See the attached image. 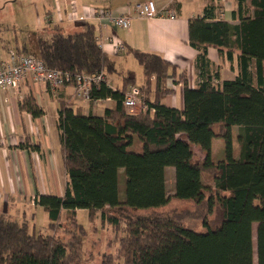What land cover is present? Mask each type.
<instances>
[{
	"label": "trees",
	"instance_id": "trees-1",
	"mask_svg": "<svg viewBox=\"0 0 264 264\" xmlns=\"http://www.w3.org/2000/svg\"><path fill=\"white\" fill-rule=\"evenodd\" d=\"M237 1V24L217 18L214 7L189 22V44L200 52L202 82L191 89L185 73L179 75L183 110L162 104L174 94L167 80L177 76V68L136 50L130 52L143 68L146 110L129 113L127 92L114 91L105 81L91 92L92 102L116 103L103 116H86L61 104L59 129L69 183L62 197L35 199L48 215L53 235H37L27 218L2 214L0 264H81L86 229L77 220L79 211H86L89 221L101 213L102 221L115 228L122 225L117 215L123 217L126 230L118 254L127 264H264V0ZM210 47L229 61L241 53L235 79L221 83L219 74L211 73ZM36 58L74 78L115 72L95 26L88 23L72 33L53 28L38 39ZM24 108L34 118L43 115L32 100ZM235 129L239 156L234 153ZM215 139L224 142L225 159L218 163L212 159ZM195 148L203 160H196ZM169 168L175 171L172 195ZM174 200L195 206L201 230L186 224L182 213L142 214ZM63 220L77 231L68 242L55 236Z\"/></svg>",
	"mask_w": 264,
	"mask_h": 264
},
{
	"label": "crops",
	"instance_id": "crops-1",
	"mask_svg": "<svg viewBox=\"0 0 264 264\" xmlns=\"http://www.w3.org/2000/svg\"><path fill=\"white\" fill-rule=\"evenodd\" d=\"M149 0H37L34 3V13L37 15V31L51 33L55 27L72 33L78 27L87 23H72L67 17L72 14L85 16L93 12L110 10L116 16L128 15L138 3ZM160 13H174L176 18L157 17L142 19L133 17L129 29L114 25L100 24L92 20L96 29V38L103 52L114 63L115 72H105V81L114 91L128 92L127 82L134 83L136 79L117 80L123 64L126 61H136L131 50L155 54L162 57L177 68V76H170L167 86L174 92L165 98L162 104L170 108L184 109V86L179 81V75L185 73L191 89L200 87V52L189 44V22L202 17L208 7L215 8L217 18L237 24L238 16L233 13L238 10L237 0H153ZM252 14V11L250 12ZM9 29H0V33ZM2 34V33H1ZM16 39L15 50L5 51V57L0 54V62L8 61L11 53L25 54L24 47ZM123 46V48H120ZM8 50V49H7ZM226 53L227 50H224ZM240 52H236L232 61L222 56L215 47L208 49V59L212 67L211 73L219 74V82L235 79L240 73ZM133 59V60H130ZM138 63V62H137ZM141 67V66H140ZM142 68V67H141ZM143 70V68H142ZM154 82V81H153ZM145 83L143 81L140 88ZM32 100L42 110L43 115L34 118L24 104ZM62 103L71 105L83 115L103 116L106 110H114L116 103L111 100L82 102L77 99L75 89L67 85L52 91L46 84H37L26 80L18 89L0 90V200L7 207L19 210L27 207L30 210H43L35 204L38 195L62 197L69 183V177L64 165L61 130L59 129V108ZM138 111L137 113L142 112ZM195 155L200 150L195 148ZM201 153V152H200ZM199 153V154H200ZM201 161L204 155L201 153ZM173 181L175 171L167 169V177ZM30 200H33L31 203ZM26 211V209H25ZM44 211V210H43ZM45 212V211H44ZM82 212V211H79ZM78 212V213H79ZM85 212V211H83ZM23 212L22 218L26 216ZM16 217L18 215L13 214ZM14 218V217H13ZM21 218V219H22ZM21 220L20 218H16Z\"/></svg>",
	"mask_w": 264,
	"mask_h": 264
},
{
	"label": "rangeland",
	"instance_id": "rangeland-1",
	"mask_svg": "<svg viewBox=\"0 0 264 264\" xmlns=\"http://www.w3.org/2000/svg\"><path fill=\"white\" fill-rule=\"evenodd\" d=\"M37 0H0V29L5 27V31L0 33V54L2 57H5V51L15 50L16 39L14 35L16 34L18 38V45L27 49L28 55L33 57H38V39L40 37L48 36V33L45 31H37L36 21L37 15L34 13V3ZM8 49V50H7ZM8 53V52H7ZM133 60V59H130ZM136 79L134 83L137 84V87L141 85L143 81V70L136 61H126L123 64L122 69L117 75V80L123 82L125 79ZM133 82H127L126 86H129V89L134 88ZM140 88V87H138ZM129 90V91H130ZM237 130L234 131V153L235 156H239V145L237 142ZM141 150V146H140ZM200 153V152H199ZM197 152L196 159L201 158V153ZM212 159L215 163L225 159L224 154V142L220 139H215L213 142L212 148ZM125 178V177H124ZM123 177L121 179V189L123 188ZM210 182V181H208ZM167 186L168 192L170 195L174 192V181L168 176L167 177ZM33 203V200H30ZM27 207L24 209L21 207L19 210H13V214L18 215L16 218H22L23 212H26L25 218L31 223V226H35L37 235H53V231L49 230L50 221L48 215L43 211L39 210H30L27 202ZM13 208L6 206L0 200V216L2 214L10 215L11 217L15 216L10 213ZM26 209V211H25ZM195 206L192 203H179L177 201H172L169 206L166 208L160 209L157 212L151 213H142V214H171V215H183L186 217V224H191L196 228V230H201V221L202 218L196 221L197 213L194 212ZM216 210H213L208 215V220H214L216 216ZM148 215V216H151ZM120 219L122 225L120 228H115L101 219V213H98L95 220L89 221L88 213L79 212L77 215L78 222L85 227L86 233L83 236L82 245L80 249L81 253V264H127L124 258L118 254L120 241L124 236L126 230V224L123 217L117 215ZM23 221V218L20 220ZM196 221V222H195ZM58 231L55 236L62 239L64 242H68L71 239V234H77L75 228L65 220L61 221V224L58 227ZM257 226H254V235L256 234ZM257 264V260L255 262Z\"/></svg>",
	"mask_w": 264,
	"mask_h": 264
},
{
	"label": "built area",
	"instance_id": "built-area-1",
	"mask_svg": "<svg viewBox=\"0 0 264 264\" xmlns=\"http://www.w3.org/2000/svg\"><path fill=\"white\" fill-rule=\"evenodd\" d=\"M164 16L169 19L176 18L174 13H160L155 2L149 0L134 5L131 13L128 15L116 16L110 10H103L80 17L70 14L67 17V21L72 23H88L95 20L100 24H109L122 29H129L133 17L153 19ZM120 48H123V46ZM26 80H31L37 84H46L53 92L71 85L75 89L77 99L82 102H91L93 86L104 82L105 76L104 74H82L74 78L69 73L49 69L40 59L25 54L11 53L8 61L0 62V90L18 89ZM124 106L129 113H137L140 110L147 109L141 88L134 87L125 94Z\"/></svg>",
	"mask_w": 264,
	"mask_h": 264
}]
</instances>
